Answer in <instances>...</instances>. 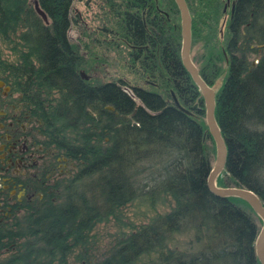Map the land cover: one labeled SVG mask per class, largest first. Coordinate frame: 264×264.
Returning <instances> with one entry per match:
<instances>
[{
	"label": "trees",
	"instance_id": "1",
	"mask_svg": "<svg viewBox=\"0 0 264 264\" xmlns=\"http://www.w3.org/2000/svg\"><path fill=\"white\" fill-rule=\"evenodd\" d=\"M197 1L191 9L185 0L190 43L199 37L217 42L220 4L208 0L209 10L201 0L197 10ZM37 3L47 23L28 0H0V41L16 55L8 61L0 54V67L25 92L73 173L62 189L57 183L53 200L4 224L0 248L8 253L1 264H66L96 222L139 197L150 203L169 197L172 205L83 264H261L254 252L257 214L243 199L216 195L206 185L214 143L209 149L202 139L210 138L204 105L180 60L174 0H104L107 17L84 45L88 58L66 35L71 0ZM223 33L214 58L225 61L226 74L213 114L226 152L215 182L248 188L264 206V0H235ZM95 46L126 50L142 84L81 77L79 69L98 58ZM204 67L198 72L210 85L219 67L213 77ZM170 91L193 114L177 108Z\"/></svg>",
	"mask_w": 264,
	"mask_h": 264
},
{
	"label": "rangeland",
	"instance_id": "2",
	"mask_svg": "<svg viewBox=\"0 0 264 264\" xmlns=\"http://www.w3.org/2000/svg\"><path fill=\"white\" fill-rule=\"evenodd\" d=\"M189 1L191 4V9L196 6L198 2L197 0ZM203 2L205 5H203L204 3H202L200 0L197 10L202 8V5H207L208 8L209 1L203 0ZM28 3L32 5V0H28ZM159 3L162 2L159 1ZM106 11L107 6H105L104 0H71V20L66 31V35L69 40L79 46V52H85L86 47L84 45L89 41V37H91V35L95 36L98 34V26H101L102 23H105L104 21L107 17ZM204 13L207 14L206 11H204ZM223 18L224 24L221 27V21ZM227 20L228 15L225 14V17H223L221 14L219 21L215 25V30L217 31L218 35L217 42H214L210 38L206 40L200 37L193 38L189 47V55L192 62L197 67V69L205 66L204 68L208 77H213L212 73L215 65H218V72L215 74L213 81L210 84V87L214 90V92L219 89L226 74L225 61L221 60L219 57L214 58V55L216 56V50L221 46L223 47L224 45L223 32L225 31V24ZM20 30L21 28H18L17 32ZM13 39L16 40L15 37ZM90 43L92 44V42ZM93 50L95 51L99 49L97 46H95ZM125 51L122 49H109L108 51L105 50L102 52L101 50L98 53L99 55L101 53L102 56L98 55L97 59L94 61H89L86 69L81 70L84 74L91 76L92 79L95 78L97 81H104L119 77L121 79L123 78L124 80H127L129 83L135 80L137 83L142 84V79H136L134 72H132L130 67H128L129 62L127 56H125ZM0 54L2 58H5L8 61L14 60L16 58L15 53L9 48V45L1 41ZM208 58L211 59L208 60V64L205 65ZM212 141L213 140L211 136L210 138H204L207 148L210 149L212 147ZM213 148L214 150L210 152L211 164L214 161L215 154V147L213 146ZM68 168L72 170L71 165H69ZM72 173L73 172L71 171L70 175ZM232 201L239 207L244 208V205L238 199L233 197ZM171 205L172 200L169 197L156 200L154 203H150L149 200L139 197L123 204L114 215L108 216L106 219L98 221L94 224L88 233L86 245L81 249L79 247L75 248L68 255L66 264H83L86 258L89 260H96L102 257L115 244L117 238L124 236L131 229H135L139 225L146 223L157 213H163L167 211ZM257 224L260 226V222L257 221ZM78 250H80V254L75 255ZM4 252L5 251H3L0 256L2 259H5L7 255V253Z\"/></svg>",
	"mask_w": 264,
	"mask_h": 264
},
{
	"label": "flooded vegetation",
	"instance_id": "3",
	"mask_svg": "<svg viewBox=\"0 0 264 264\" xmlns=\"http://www.w3.org/2000/svg\"><path fill=\"white\" fill-rule=\"evenodd\" d=\"M217 1L222 16L227 14L230 19L232 0ZM223 24L224 18L221 27ZM80 53L88 58L87 51ZM84 79L92 78L86 75ZM69 165L73 166L72 161L53 147L42 131L25 92L12 74L0 67V233L4 224L35 203L53 200L57 183L62 189L71 172ZM3 251L8 253L1 247L0 256ZM2 260L0 257V264Z\"/></svg>",
	"mask_w": 264,
	"mask_h": 264
},
{
	"label": "water",
	"instance_id": "4",
	"mask_svg": "<svg viewBox=\"0 0 264 264\" xmlns=\"http://www.w3.org/2000/svg\"><path fill=\"white\" fill-rule=\"evenodd\" d=\"M179 12V27H180V43H179V56L183 67L189 73L191 79L196 84L204 105V121L206 124V131L211 136L214 147V161L206 175V185L208 189L219 196H234L239 197L246 201L249 206L254 210L260 219V226L254 238V252L261 264H264V206L256 193L245 187L237 186H218L216 185L215 178L220 173L224 166L225 159V145L220 135L219 127L214 118V90L208 85L200 76L197 67L192 62L189 55L190 47V24L191 17L185 0H174ZM234 0L231 1V13ZM32 5L35 12L40 16L44 23L48 22V18L43 10L39 7L37 0H32ZM261 46V45H258ZM256 61V59L254 60ZM253 61V62H254ZM81 76L86 78V75L79 70ZM173 104L187 114H193L190 110L182 106L174 93L170 91ZM111 109L110 105H106ZM205 135H202L204 139Z\"/></svg>",
	"mask_w": 264,
	"mask_h": 264
}]
</instances>
